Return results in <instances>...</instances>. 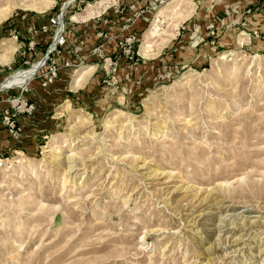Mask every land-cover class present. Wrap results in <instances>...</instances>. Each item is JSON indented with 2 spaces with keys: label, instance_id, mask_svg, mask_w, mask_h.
<instances>
[{
  "label": "rangeland",
  "instance_id": "374dc122",
  "mask_svg": "<svg viewBox=\"0 0 264 264\" xmlns=\"http://www.w3.org/2000/svg\"><path fill=\"white\" fill-rule=\"evenodd\" d=\"M47 1L0 0L39 41L0 85L64 4L85 60L0 88V264H264V0Z\"/></svg>",
  "mask_w": 264,
  "mask_h": 264
},
{
  "label": "built area",
  "instance_id": "2783aa9c",
  "mask_svg": "<svg viewBox=\"0 0 264 264\" xmlns=\"http://www.w3.org/2000/svg\"><path fill=\"white\" fill-rule=\"evenodd\" d=\"M76 2V0L74 1ZM116 6V5H115ZM111 8V7H110ZM116 8V11L118 12V7ZM108 8L105 10L107 11ZM110 10V9H109ZM60 16H52L47 25H43L40 29L42 32H48L51 29H53V36L51 38V42L49 44V47L45 53V55H42V57L37 60L36 62H33L32 64L30 63V67H33L35 64H39L40 66L38 67L37 71L35 72L34 76L30 79V81L25 85L22 86L21 88L23 89L22 94L24 95V90L29 87V84L32 81H39L42 87L48 88L53 86L56 81L64 74L66 71H77L75 70L76 68H79L83 63L84 60L82 57L78 58L77 53L78 49L71 48L69 47V37L70 35L73 36L76 34H79L80 29L78 28L77 30H74V32L67 27L65 20L64 22L61 23L60 21ZM64 17V15H63ZM131 28V25L126 24L124 26L125 30H129ZM69 36V37H68ZM96 38H101L105 36L106 39H113V37H110L109 34H105L104 31L97 32ZM81 37V36H79ZM20 34L18 32H15L13 34V38L15 39L16 42L18 43L19 47L14 53V62H16L17 57L21 55L27 54V51H36V40L35 38H30L28 39L27 44H23L19 41ZM89 37H87L88 39ZM115 39H120L119 36H114ZM137 40V36L135 34H128L126 41L129 44V49H128V54L130 55L131 59L133 57V52L131 49L133 48L132 45L133 43ZM99 49H96L93 53L94 55H97V52ZM101 52V51H99ZM104 61V66H105V77H111V75L114 76V73L117 71L118 61L114 60L113 56L99 53ZM74 57H76L74 59ZM20 71V70H19ZM14 88V87H10ZM7 88V89H10ZM25 108L27 107V104H25ZM6 119H9L6 117ZM13 125V123H11Z\"/></svg>",
  "mask_w": 264,
  "mask_h": 264
},
{
  "label": "bare ground",
  "instance_id": "6f19581e",
  "mask_svg": "<svg viewBox=\"0 0 264 264\" xmlns=\"http://www.w3.org/2000/svg\"><path fill=\"white\" fill-rule=\"evenodd\" d=\"M175 1H177V0H173V2H175ZM43 2H48L47 0H26V3H27V5H28V8H32V9H39V5H43L44 3ZM6 3V2H5ZM43 3V4H42ZM181 3H182V1H181ZM179 5V3L177 2L176 4H175V6H178ZM66 6H67V4H66ZM65 6V7H66ZM174 6V5H173ZM12 8H10V7H6V8H0V22H2L5 18H7L8 17V10H11ZM174 9V8H173ZM94 12H92L91 14H93ZM60 18L62 19L63 18V16H60ZM61 19H60V21H61ZM62 22H64V21H61V23ZM3 45H5V43L3 44ZM14 50V49H13ZM13 50H11V52H13ZM10 52V50L7 48V49H5V53H4V60H8L9 59V53ZM9 61V60H8ZM40 65L39 64H36L33 68H31L30 70H28V71H26V72H24L23 74H19L18 76H16V77H13V78H11V79H7L2 85H0V88H6V87H11V86H17V87H22V86H18V85H22V84H27L29 81H30V79L34 76V74H35V72L37 71V69H38V67H39ZM81 75H82V73H80ZM81 75L79 76V77H77V82H79L83 77H84V75H82V77H81ZM25 85H23V86H25ZM0 90H2V89H0ZM62 113V112H61ZM60 113V114H61ZM69 135H70V137L72 138V129L70 128L69 129ZM73 154L71 153L70 154V156H68V160L69 159H71V156H72ZM74 156V155H73ZM72 156V157H73ZM73 162V161H72ZM69 163H70V166H69V170L67 171V174L70 176V174L75 170L74 168H75V166H74V164H72L71 165V160L69 161ZM165 174V173H164ZM66 175V174H65ZM156 176H157V178H160L161 176H163V173L162 174H159V173H157L156 174ZM150 177V176H149ZM66 182V181H65ZM207 191V190H206ZM185 192V191H184ZM211 196V195H210ZM208 197V196H207ZM195 198V197H194ZM205 199H207V198H205ZM208 201V200H207ZM210 201V200H209ZM212 204V203H211ZM210 205V204H209Z\"/></svg>",
  "mask_w": 264,
  "mask_h": 264
},
{
  "label": "crops",
  "instance_id": "0c3cea01",
  "mask_svg": "<svg viewBox=\"0 0 264 264\" xmlns=\"http://www.w3.org/2000/svg\"><path fill=\"white\" fill-rule=\"evenodd\" d=\"M115 1V0H114ZM124 1H127V0H123L121 2V4L124 3ZM111 5V4H110ZM110 8V7H109ZM108 8V9H109ZM115 9V8H114ZM106 10V9H105ZM114 11V10H113ZM112 12V11H111ZM115 12V11H114ZM112 14H109L108 15V18L111 17ZM105 19V18H104ZM107 19V18H106ZM124 19V17H123ZM17 21H11L9 22L7 25H5L3 28H2V31H0L1 33L0 34H4V36L8 35V37L12 36L15 32H18L20 34V38H19V41L20 39H22L20 42L23 43V44H27L28 43V39L30 38H34L32 37L34 34H32L31 30H24V29H18L17 27H19V25L16 23ZM120 26V25H118ZM40 28V27H39ZM120 29V28H119ZM41 30V29H40ZM52 34V32H50ZM12 38H8V39H4L1 41L0 43V72L2 69V65L1 64H6L8 65L10 62L12 63L13 60H14V53L15 51L17 50V48L19 47L18 43L15 41H12L11 40ZM51 40V36L48 35L47 37V40ZM36 42L38 43V39L36 40ZM5 43V45H3ZM9 49L10 50V54H9V61L7 60H4V53H5V49ZM14 49V50H13ZM11 50H13V52H11ZM65 74V73H64ZM63 75V74H62Z\"/></svg>",
  "mask_w": 264,
  "mask_h": 264
},
{
  "label": "water",
  "instance_id": "95a60500",
  "mask_svg": "<svg viewBox=\"0 0 264 264\" xmlns=\"http://www.w3.org/2000/svg\"><path fill=\"white\" fill-rule=\"evenodd\" d=\"M66 5L64 4V6H63V8H62V10H61V14H62V16L64 15V12H65V10H66V7H65Z\"/></svg>",
  "mask_w": 264,
  "mask_h": 264
}]
</instances>
